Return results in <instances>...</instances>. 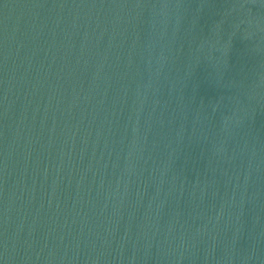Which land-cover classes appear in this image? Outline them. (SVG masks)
Listing matches in <instances>:
<instances>
[{
	"label": "water",
	"instance_id": "obj_1",
	"mask_svg": "<svg viewBox=\"0 0 264 264\" xmlns=\"http://www.w3.org/2000/svg\"><path fill=\"white\" fill-rule=\"evenodd\" d=\"M0 264H264V0H0Z\"/></svg>",
	"mask_w": 264,
	"mask_h": 264
}]
</instances>
